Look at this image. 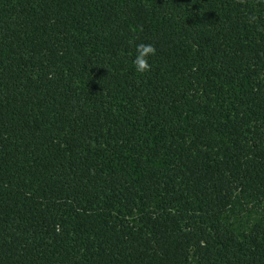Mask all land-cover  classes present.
<instances>
[{
	"label": "trees",
	"instance_id": "1",
	"mask_svg": "<svg viewBox=\"0 0 264 264\" xmlns=\"http://www.w3.org/2000/svg\"><path fill=\"white\" fill-rule=\"evenodd\" d=\"M0 264H264V0H0Z\"/></svg>",
	"mask_w": 264,
	"mask_h": 264
},
{
	"label": "clouds",
	"instance_id": "2",
	"mask_svg": "<svg viewBox=\"0 0 264 264\" xmlns=\"http://www.w3.org/2000/svg\"><path fill=\"white\" fill-rule=\"evenodd\" d=\"M156 49L151 44L138 43L135 45L134 58L131 63L134 71L140 74H144L151 69L149 58L155 56Z\"/></svg>",
	"mask_w": 264,
	"mask_h": 264
},
{
	"label": "rangeland",
	"instance_id": "3",
	"mask_svg": "<svg viewBox=\"0 0 264 264\" xmlns=\"http://www.w3.org/2000/svg\"><path fill=\"white\" fill-rule=\"evenodd\" d=\"M245 218V217H244Z\"/></svg>",
	"mask_w": 264,
	"mask_h": 264
}]
</instances>
